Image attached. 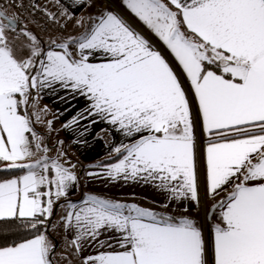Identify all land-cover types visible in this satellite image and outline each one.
<instances>
[{
	"label": "snow or ice",
	"instance_id": "snow-or-ice-1",
	"mask_svg": "<svg viewBox=\"0 0 264 264\" xmlns=\"http://www.w3.org/2000/svg\"><path fill=\"white\" fill-rule=\"evenodd\" d=\"M109 2L75 18L83 30L65 35L73 13L63 0H48L55 11L39 0H0V173H9L0 176V264H57L52 233L61 231L68 252L58 258L67 264L69 256L76 264H264V0H120L163 50ZM20 12L42 31H60L45 39ZM60 91L61 101L85 102L62 130L83 137L103 123L129 141L83 175L64 141L51 156L49 133L34 127L55 130L53 120L71 110L43 119L51 110L39 100ZM93 180L147 186L165 202L155 210L91 192L72 199ZM202 195L212 201L205 218L217 221L211 261L204 226L188 214ZM8 235L15 239L3 242Z\"/></svg>",
	"mask_w": 264,
	"mask_h": 264
},
{
	"label": "crops",
	"instance_id": "crops-1",
	"mask_svg": "<svg viewBox=\"0 0 264 264\" xmlns=\"http://www.w3.org/2000/svg\"><path fill=\"white\" fill-rule=\"evenodd\" d=\"M112 3L107 4L109 8H115L117 9L120 13H122L125 18H127L130 22L133 23L134 26H136L139 30H141L146 36H148L153 43L155 41L158 43L156 44L157 46L161 47L163 49V45L157 40V38L152 35L146 28H144L143 25H141L130 13H128L120 3V0H110ZM39 2L43 4H47L49 9L51 11H55V6L48 3V0H39ZM63 2L69 6V11L73 13V20L67 23V28L66 30L68 31L67 35L72 34L76 35L80 33L83 29L81 27H74L75 23V18L80 17L81 15H87L89 13H94L100 6L102 0H96V3L93 5V7L87 8V7H72L71 6V0H63ZM16 11H20L16 9ZM20 15L22 17V20L25 24H27L28 27L31 28V26H35L34 23L30 22V17L27 13L20 12ZM64 21L61 20V23ZM55 33L53 32V35ZM155 40V41H154ZM166 52V51H165ZM167 54V52H166ZM167 58L169 59L170 63L172 65H175L180 73L181 69L179 66L176 64V62L172 59L170 55L167 54ZM174 67V66H173ZM65 93L63 91H60L56 94H44L43 98L39 100V105L38 107L43 108L45 105L51 110L47 116L46 120H53L54 114L59 110L60 112H64L66 108H70L71 110L68 112H64V115L60 116L58 119L53 120V129L55 130H49L46 128L45 125L40 124V123H35L34 127L38 131L39 134L44 135L46 132L49 133L45 143L51 147H56V150H58V146L56 145L57 140H62L64 141L65 148H68L69 151L71 152L68 153V157L71 158V162L77 164V172L80 175H83L84 169L88 165H92L96 163L97 161H102L108 158L109 153L111 151V147L113 144H118L121 141L124 143H128L129 141L124 138L119 132L113 130L111 127H109L107 124H97L93 126L91 129L90 133L81 137L79 134V129L78 128H70L67 130H62L61 125L66 122L68 119L73 116L77 110L82 108L84 106V100L83 99H73L71 102H66V101H61L59 97L64 96ZM195 104V102H194ZM75 105V107H73ZM196 107V105H195ZM23 111V108H22ZM27 111L29 114L33 111L32 107L29 106ZM35 118L33 117V120ZM104 128L107 129L106 131L102 132L101 135L103 139H94L95 134L97 132H100V129ZM200 130V129H199ZM58 132V133H57ZM57 135V136H56ZM53 137V138H52ZM200 138L202 140L200 144V168H199V173H200V182H202L201 185V193H203V181H204V167H203V137L200 133ZM53 140V143L50 141ZM75 140H81V141H86V143H74L73 141ZM75 155V157L72 156ZM51 155V156H55ZM99 170V169H95ZM83 192H91L94 194H100L104 195L106 197H112L116 199H121L125 200L128 202H135L137 204H140L144 207L152 208L155 210H160L161 204L165 202L164 199V194L162 193H157L154 189L150 187H141L139 185H128L125 186L123 182H109L108 180H93L91 182H82L81 183ZM131 193H135V198L130 195ZM80 186L78 189H75L72 194V199L77 200V198L80 196ZM223 196V193L221 194ZM147 197V199H145ZM203 198V195H202ZM219 199V198H218ZM206 205L209 209V205L212 203V201L205 199ZM182 211V209H180ZM169 213H177V207L175 203L171 204L169 209ZM200 209L199 210H193L190 211L188 214L195 217L200 223ZM62 214V210H61ZM60 214V215H61ZM212 223L217 222L216 221V216H212ZM55 220V219H54ZM71 234H69L70 238ZM52 237L54 240L57 239L55 235L52 233ZM60 240L58 241L57 249L56 252L60 249V247H63L62 249L65 252H68V249H65L64 244H65V234L63 231H61V236L59 238ZM211 236H210V248H209V254H210V261H211ZM92 251V249H87L84 253V255H87L88 252ZM76 261L79 259V257L75 258Z\"/></svg>",
	"mask_w": 264,
	"mask_h": 264
},
{
	"label": "rangeland",
	"instance_id": "rangeland-1",
	"mask_svg": "<svg viewBox=\"0 0 264 264\" xmlns=\"http://www.w3.org/2000/svg\"><path fill=\"white\" fill-rule=\"evenodd\" d=\"M111 3H112V2L110 1L109 4H111ZM34 25H35V24H34ZM29 28H30V27H29ZM31 29H32L34 32H36V33H37L39 36H41V37H46V35H48V34H47L48 32H43V31H41L40 28L37 27V25H35V26H31ZM57 33H58V32H57ZM57 33H55V35H56ZM67 33H68V31L66 30V31L64 32V34L67 35ZM154 41H155V40H154ZM155 43L158 44L156 41H155ZM165 53H166V52H165ZM169 59H170V58H169ZM173 66H175V65H173ZM175 67H176V66H175ZM176 68H177V67H176ZM177 69H178V68H177ZM178 70H179V69H178ZM179 72H180V71H179ZM46 116H47V115H46ZM46 116L43 117L44 120L47 119ZM50 120H51V119H50ZM57 133H58V132H57ZM56 136H57V135H56ZM52 138H53V137H52ZM50 141L53 143V140H50ZM59 147H60L61 150L68 151V153L71 154V152L69 151V149H68V148H65V145H64V144H63L62 146H59ZM57 151H58V150H56V147H51V148H50L49 155L57 154ZM72 156L76 158L75 155L72 154ZM201 185H202V182H201ZM123 201H125V200H123ZM200 212H201V211H200ZM60 214H61V209L57 208V209H56V212H55V214H54V216H53V220H54V219H55V220H58ZM199 214H200V213H199ZM199 218H200V216H199ZM212 218H213V217H212ZM55 220H54V221H55ZM200 221H201V218H200ZM211 223H212V219L209 220V227H210ZM53 235H55V236L57 237L56 240H58V241L60 240L59 238H60V236H61V232L53 233ZM58 241H55V240H54V242L56 243V245H58ZM62 248H63V247H60V249L56 252V253H57V264H67V261L58 258V254L61 253V252H64L65 254H67V252H65ZM67 251H68V250H67ZM69 259L73 261V264H76V259H75V258L69 256Z\"/></svg>",
	"mask_w": 264,
	"mask_h": 264
},
{
	"label": "built area",
	"instance_id": "built-area-1",
	"mask_svg": "<svg viewBox=\"0 0 264 264\" xmlns=\"http://www.w3.org/2000/svg\"><path fill=\"white\" fill-rule=\"evenodd\" d=\"M19 10V9H18ZM40 16V13H36V17L39 18ZM41 30V29H40ZM42 31V30H41ZM60 29L59 28H56V29H52L51 26L49 25V30L48 31H43V32H54V33H57L59 32ZM66 30H64L65 32ZM159 47V46H158ZM161 48V47H159ZM162 49V48H161ZM163 50V49H162ZM165 55L167 56V54L165 53ZM173 66V65H172ZM177 73H180L179 70L174 66L173 67ZM181 79L183 80V76L181 75ZM185 87H187V83L185 82ZM189 99L191 100L192 99V95L191 93H189ZM195 112H196V107H195V104H194V101H193V113L195 115ZM197 136H198V140L201 144L202 140L200 138V130H199V126H197ZM200 218H201V224L204 226V234H205V239L206 241L208 242V245H209V248H210V233H209V219H206L205 218V213L209 211L207 205H206V202H205V199L202 198L201 199V206H200ZM209 260H210V254H209Z\"/></svg>",
	"mask_w": 264,
	"mask_h": 264
},
{
	"label": "trees",
	"instance_id": "trees-1",
	"mask_svg": "<svg viewBox=\"0 0 264 264\" xmlns=\"http://www.w3.org/2000/svg\"><path fill=\"white\" fill-rule=\"evenodd\" d=\"M48 35H46V37H44L45 39H47V37L49 36V35H53V33L52 32H49V33H47ZM55 35V34H54ZM53 35V36H54ZM106 160V159H105ZM95 164V163H94ZM11 174H14V175H19V174H22V171L21 170H12V173ZM9 175V173H0V176H2V177H7ZM82 193H84L83 192V188H82V185H80V194H82ZM81 197V195L77 198V200L79 199ZM13 239H15V237L14 236H12V235H8L7 237H6V240L5 241H3V242H11V240H13ZM56 241V240H55Z\"/></svg>",
	"mask_w": 264,
	"mask_h": 264
},
{
	"label": "water",
	"instance_id": "water-1",
	"mask_svg": "<svg viewBox=\"0 0 264 264\" xmlns=\"http://www.w3.org/2000/svg\"><path fill=\"white\" fill-rule=\"evenodd\" d=\"M213 216V215H212ZM212 216H211V218L209 219V220H211L212 219Z\"/></svg>",
	"mask_w": 264,
	"mask_h": 264
}]
</instances>
